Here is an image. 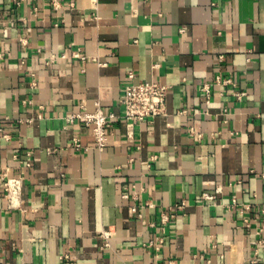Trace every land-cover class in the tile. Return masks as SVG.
Masks as SVG:
<instances>
[{"label":"crops","instance_id":"1","mask_svg":"<svg viewBox=\"0 0 264 264\" xmlns=\"http://www.w3.org/2000/svg\"><path fill=\"white\" fill-rule=\"evenodd\" d=\"M146 80L166 114L129 122ZM97 107L102 151L65 121ZM262 224L264 0H0V264H264Z\"/></svg>","mask_w":264,"mask_h":264},{"label":"built area","instance_id":"2","mask_svg":"<svg viewBox=\"0 0 264 264\" xmlns=\"http://www.w3.org/2000/svg\"><path fill=\"white\" fill-rule=\"evenodd\" d=\"M55 3V2H54ZM56 4V3H55ZM75 56H79L78 52H74ZM61 57H64V54H61ZM128 75L132 77V72H129ZM216 83L220 82H229L230 80H221L219 76L215 78ZM169 86L163 84L157 80H146L138 83L127 84L123 87V97L121 99V104L123 106L122 117L129 122H138L147 118H154L157 116H164L166 114V101L167 93ZM201 90L204 91L207 101L210 97V86L208 83L203 84ZM112 114H105L101 108L97 107L92 112H79V113H70L65 116V121L67 124H72L75 120L83 122L86 126L90 127L94 146L102 151L106 147L108 129L110 122L113 119ZM190 133L195 138H200L201 134L196 131L193 127L190 128ZM1 138L9 139L8 133H2ZM70 147L75 150H80L88 148L83 146L78 138H73L70 142ZM55 150H51L53 152ZM5 187L7 194L10 196L15 193L19 188V180L9 179L5 182ZM205 198H213L211 194H204ZM183 204L177 205L178 208L182 207ZM132 212H135V207L131 208ZM167 219L166 216H163V221ZM246 226H249L250 223L247 219L244 220ZM264 229V224H262L258 229L257 233H261ZM164 242V238L161 236L156 237L154 240H150L148 245L153 246L155 249L159 247ZM256 249L264 250V238H260L254 241Z\"/></svg>","mask_w":264,"mask_h":264}]
</instances>
